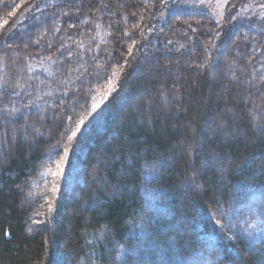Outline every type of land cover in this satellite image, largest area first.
<instances>
[{
    "label": "trees",
    "instance_id": "16d2710c",
    "mask_svg": "<svg viewBox=\"0 0 264 264\" xmlns=\"http://www.w3.org/2000/svg\"><path fill=\"white\" fill-rule=\"evenodd\" d=\"M158 1L30 0L0 32L15 65L53 63L0 91V264H264V22L176 8L146 36ZM116 77L45 213L46 168Z\"/></svg>",
    "mask_w": 264,
    "mask_h": 264
},
{
    "label": "rangeland",
    "instance_id": "374dc122",
    "mask_svg": "<svg viewBox=\"0 0 264 264\" xmlns=\"http://www.w3.org/2000/svg\"><path fill=\"white\" fill-rule=\"evenodd\" d=\"M28 1L30 0L17 1L14 4L11 14L14 20H9L6 18L1 19L0 32L6 28L11 30L14 28L23 29L22 27H24V25H28V23L31 22L28 18V16L32 14V11L30 10L31 6L29 5L26 9H23V5L25 3L27 4ZM158 2L160 7H162L160 8L162 9L160 11L163 13L161 14L160 12L161 16L159 18L156 14L155 19H158V21L155 20L150 25L146 32V36H150L154 32L155 26L161 21L165 20L166 15L176 8L208 12L213 17V21L217 23L218 28L224 25V20L229 15L234 27L243 20L253 19L264 22V0H241L235 2L234 0H159ZM43 5L46 4L43 3ZM39 10L42 9H38L33 12L38 13ZM165 10L167 12L166 14ZM123 11L128 12L129 10L123 9ZM33 17H35V20H37L39 16ZM11 22H13V24ZM190 28L194 31L196 30L193 26H190ZM220 34L221 32H216V41L219 40L218 38H220ZM12 35L13 34H10V36ZM0 44H3V48L0 50V53L6 54L0 62V69L2 70V74H0V91L1 89H11L12 87L16 91H24L28 76L30 78V76H32L36 70L47 71L52 67L51 65L53 63L49 58H44L43 61L39 62L29 60L28 58L20 59L19 61L16 60L17 63L15 65L13 61L16 59V49L20 48L19 45L15 43L5 44L3 42H0ZM216 48H218V45L215 44V49ZM14 71L16 72L15 75ZM118 79L119 78L116 77L115 80L107 82L94 92L91 105L88 111L81 118L80 122L77 124L74 134L70 139V144H68V147L65 148L63 154L51 166L46 168L44 173L45 180H43V189L46 193L47 200L49 201V206L45 209V213H47L48 210L50 212L51 209H53L52 207L56 204L59 195L61 194L67 182L69 184H73L75 182L79 183V180H81L83 174H80L79 170L78 172L76 171V174L73 178H71L69 172L70 162L72 161V157L76 149V143L78 141L77 138L82 134L84 129L89 126L93 120H95V118L108 103L110 97L118 89ZM259 115H261V113H259ZM100 163L101 161L93 167L92 173L99 170ZM76 168L79 169V166ZM72 169L73 167H71V171ZM92 179H95V177ZM78 185L79 184H76L72 188L69 186L70 189H68V191H70L69 194L74 195L75 198H78L80 195L77 194Z\"/></svg>",
    "mask_w": 264,
    "mask_h": 264
},
{
    "label": "snow or ice",
    "instance_id": "6c2138e0",
    "mask_svg": "<svg viewBox=\"0 0 264 264\" xmlns=\"http://www.w3.org/2000/svg\"><path fill=\"white\" fill-rule=\"evenodd\" d=\"M218 223H219V221H218Z\"/></svg>",
    "mask_w": 264,
    "mask_h": 264
}]
</instances>
